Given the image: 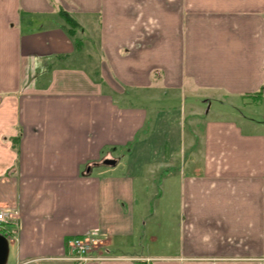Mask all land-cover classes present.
<instances>
[{
    "label": "crops",
    "instance_id": "obj_1",
    "mask_svg": "<svg viewBox=\"0 0 264 264\" xmlns=\"http://www.w3.org/2000/svg\"><path fill=\"white\" fill-rule=\"evenodd\" d=\"M0 210L6 264H264V0H0Z\"/></svg>",
    "mask_w": 264,
    "mask_h": 264
},
{
    "label": "built area",
    "instance_id": "obj_2",
    "mask_svg": "<svg viewBox=\"0 0 264 264\" xmlns=\"http://www.w3.org/2000/svg\"><path fill=\"white\" fill-rule=\"evenodd\" d=\"M15 226V216L11 215L7 210H0V234L8 240L11 239L14 234L10 229L12 227L15 228ZM104 237V235H99L97 232H92L86 233L82 237L68 240L67 245L72 250V254L63 260L69 264H84L88 261L97 260L98 258L92 257L90 253L96 246V243L101 238L104 239ZM148 263V260H143L140 264Z\"/></svg>",
    "mask_w": 264,
    "mask_h": 264
},
{
    "label": "rangeland",
    "instance_id": "obj_3",
    "mask_svg": "<svg viewBox=\"0 0 264 264\" xmlns=\"http://www.w3.org/2000/svg\"><path fill=\"white\" fill-rule=\"evenodd\" d=\"M65 29H68V25H66L65 26ZM88 67V66H87ZM90 67V66H89ZM188 96H190L189 98L190 99H194V100H198V101H202V99H203V97H204V95H199L198 93L197 94H194V96L193 95H190V94H188L187 95V99L185 100V102H182V106H183V108L185 109V111H187L186 113H188L191 109L190 108H188V105L190 104H195L196 103V101H194V100H191L190 101V99L188 98ZM177 103V101H175V102H173V103H171V104H176ZM201 103V102H200ZM176 106V105H175ZM201 107V109H207L208 108V106L206 105V104H203L202 106H200ZM177 109H179L178 108V106H176L175 108H170L169 107V110H171L170 112H172V110H173V112H175ZM168 110V111H169ZM165 124V125H164ZM181 124H182V122H181ZM167 126H169L168 124H166L165 122H163L162 123V129L165 131H168L169 132V134L170 135H172L173 133H176V132H178V128H179V124H174V126L172 127V126H169V128L167 129L166 127ZM196 129H195V132L197 133V135H198V137L196 138V139H194V145H193V148L195 149V151L194 152H196L197 154H195V157H191V156H189V155H187V154H185V156H184V158H185V160H184V164H183V166H185V165H187L188 166V168H185V170H186V172H187V170L188 169H190V170H195V169H198L199 167H200V150H201V140H200V138H201V128H202V126H201V123H199L198 125H196V127H195ZM185 130V129H184ZM191 143V141H189V143L188 144H190ZM182 166V167H183ZM181 166L179 165L178 167H177V170H179V168H180ZM99 235H104V234H99ZM105 237H104V239H100L97 243H96V246L93 248V250H96V249H98L99 247H101L103 244H101L102 242H105L106 241V239H107V236L106 235H104ZM98 244H99V246H98ZM101 245V246H100ZM9 249H10V252H11V254H13L14 253V250H15V245L14 244H10L9 245ZM99 259H101V257L99 258ZM9 264H10V262H9Z\"/></svg>",
    "mask_w": 264,
    "mask_h": 264
},
{
    "label": "water",
    "instance_id": "obj_4",
    "mask_svg": "<svg viewBox=\"0 0 264 264\" xmlns=\"http://www.w3.org/2000/svg\"><path fill=\"white\" fill-rule=\"evenodd\" d=\"M106 166H113L115 164L112 160L103 162ZM9 253L8 241L5 236L0 234V264H6Z\"/></svg>",
    "mask_w": 264,
    "mask_h": 264
},
{
    "label": "trees",
    "instance_id": "obj_5",
    "mask_svg": "<svg viewBox=\"0 0 264 264\" xmlns=\"http://www.w3.org/2000/svg\"><path fill=\"white\" fill-rule=\"evenodd\" d=\"M60 16L64 19L65 23L68 25L69 27V32H74L78 29L77 24L67 16V14H65L63 11H59Z\"/></svg>",
    "mask_w": 264,
    "mask_h": 264
}]
</instances>
